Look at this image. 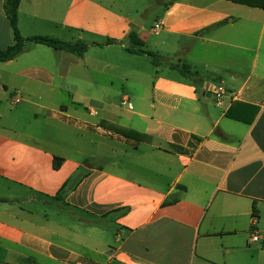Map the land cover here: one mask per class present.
I'll return each instance as SVG.
<instances>
[{
	"label": "crops",
	"instance_id": "0c3cea01",
	"mask_svg": "<svg viewBox=\"0 0 264 264\" xmlns=\"http://www.w3.org/2000/svg\"><path fill=\"white\" fill-rule=\"evenodd\" d=\"M18 26L24 38L74 42L64 39L74 33L89 48L79 56L27 41L0 62V198L9 200L0 202V264H264L263 6L20 0ZM13 44L0 0V50ZM139 48L162 56L155 74L138 65ZM197 54L204 72L189 63ZM215 84L227 89L220 104ZM118 98L134 108L112 111ZM9 102L72 128L76 154L19 134ZM25 201L82 215L72 224Z\"/></svg>",
	"mask_w": 264,
	"mask_h": 264
},
{
	"label": "rangeland",
	"instance_id": "374dc122",
	"mask_svg": "<svg viewBox=\"0 0 264 264\" xmlns=\"http://www.w3.org/2000/svg\"><path fill=\"white\" fill-rule=\"evenodd\" d=\"M156 16V10H152V12L149 14V18L147 21V28H151L152 25H154V19ZM74 36L76 34L72 33L71 35L67 36L66 40L68 41H74ZM60 37V36H59ZM173 59L177 61L176 57L173 56ZM199 54H197L196 59H188L190 64L193 66V68L200 70L201 72L205 71L204 65H201V60L198 59ZM184 61V60H183ZM163 62V61H161ZM138 65L144 69L148 70L152 74L156 73V66L153 64L152 58L147 55V57L144 56L143 59H141V62L138 63ZM171 74L174 75H179L181 77L189 78V79H194V73L190 72L187 73V75H180L178 72H172L170 71ZM72 95H75L72 93ZM107 95H111L108 93ZM121 95V94H120ZM22 96H24L22 94ZM115 101L118 103L119 107L117 108H112V111H118V112H124L121 114H126V108L120 104L121 100L115 99ZM46 102L45 100H40V103ZM14 109L13 116H18L17 118V124L19 126V134L23 135L27 139H33L34 141H37L38 143L45 145L46 147H49L51 149L56 150L59 153H74L76 154L75 150L78 148L80 145L79 141H75L74 138L77 136L74 134H71L70 131L73 129L71 128L69 130V127L65 124H62L58 121L55 120H50V117L48 115V110H43L40 109L38 106L32 105L31 103H24V102H19L18 105H11L10 102L7 104V109L10 113L11 109ZM110 110V109H109ZM108 111V110H105ZM47 112L48 119L46 118L45 114ZM37 113L38 116L35 118L34 114ZM72 114L75 115V113L71 112ZM104 112H101L99 116L93 117V119H98L99 117H102L104 115ZM13 125H17L15 122L12 123ZM11 125H9L10 127ZM77 130V129H76ZM14 133V131L12 132ZM15 134V133H14ZM71 137L72 140L69 138ZM28 194H25L27 196ZM43 199V198H41ZM23 207L25 209L39 212L42 215H47L48 217L52 219H57L59 218L58 214H64L69 216H72V221L70 223L75 224V218H77L79 215L81 216L82 213L80 211H77L75 209L67 208L63 205L53 207L51 204H44L40 203L39 201H25L23 204ZM66 218V221H68Z\"/></svg>",
	"mask_w": 264,
	"mask_h": 264
},
{
	"label": "trees",
	"instance_id": "16d2710c",
	"mask_svg": "<svg viewBox=\"0 0 264 264\" xmlns=\"http://www.w3.org/2000/svg\"><path fill=\"white\" fill-rule=\"evenodd\" d=\"M241 1L242 3H247L250 5H259L264 7V1L259 0H233ZM19 6L20 0H5V8L10 19L11 27L14 31V44L6 48L5 50H0V62L9 61L18 57L25 50V44L27 41H33L39 44L52 47L56 50H65L76 55L82 56L89 48V45L83 41L77 42H66L55 37L44 36V35H35L30 38H24L19 30L18 20H19ZM130 39L134 45H139L140 42L137 36L134 33H131ZM136 53H144L152 58L153 64L158 66L161 64L162 56L157 52L144 50V49H135L133 50ZM63 158L55 157V168H59L62 164ZM75 182L73 180L67 181L62 189L60 194L57 196L59 199L64 198L65 194L74 187ZM9 200L0 198V202H8ZM175 199H169L167 203L175 202ZM255 217L258 216V210L254 211Z\"/></svg>",
	"mask_w": 264,
	"mask_h": 264
},
{
	"label": "built area",
	"instance_id": "2783aa9c",
	"mask_svg": "<svg viewBox=\"0 0 264 264\" xmlns=\"http://www.w3.org/2000/svg\"><path fill=\"white\" fill-rule=\"evenodd\" d=\"M159 27H160V24H156L155 28H156V29H159ZM213 93H214V95H215V98H216V100H217V103L220 104V103L222 102L224 96H225L226 93H227V89H226V87H225L224 85H222V84H215V85L213 86ZM17 98H18V97H17ZM121 103H122L123 106H127L129 109H133V108H134L133 104H132L128 99H123ZM255 220H256V219H255ZM258 238H259V236H258V234L255 232V235L253 236V239H254V240H258Z\"/></svg>",
	"mask_w": 264,
	"mask_h": 264
},
{
	"label": "water",
	"instance_id": "95a60500",
	"mask_svg": "<svg viewBox=\"0 0 264 264\" xmlns=\"http://www.w3.org/2000/svg\"><path fill=\"white\" fill-rule=\"evenodd\" d=\"M135 23H137V22H135Z\"/></svg>",
	"mask_w": 264,
	"mask_h": 264
}]
</instances>
